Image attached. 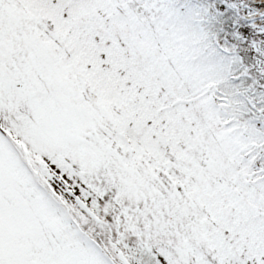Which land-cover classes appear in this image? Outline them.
<instances>
[{
    "label": "snow or ice",
    "instance_id": "obj_1",
    "mask_svg": "<svg viewBox=\"0 0 264 264\" xmlns=\"http://www.w3.org/2000/svg\"><path fill=\"white\" fill-rule=\"evenodd\" d=\"M0 264H264V0H0Z\"/></svg>",
    "mask_w": 264,
    "mask_h": 264
}]
</instances>
